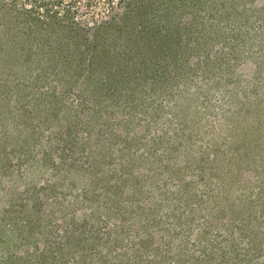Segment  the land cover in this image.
Instances as JSON below:
<instances>
[{
	"label": "rangeland",
	"instance_id": "374dc122",
	"mask_svg": "<svg viewBox=\"0 0 264 264\" xmlns=\"http://www.w3.org/2000/svg\"><path fill=\"white\" fill-rule=\"evenodd\" d=\"M0 264H264V0H0Z\"/></svg>",
	"mask_w": 264,
	"mask_h": 264
},
{
	"label": "trees",
	"instance_id": "16d2710c",
	"mask_svg": "<svg viewBox=\"0 0 264 264\" xmlns=\"http://www.w3.org/2000/svg\"><path fill=\"white\" fill-rule=\"evenodd\" d=\"M27 190L29 191V188Z\"/></svg>",
	"mask_w": 264,
	"mask_h": 264
}]
</instances>
